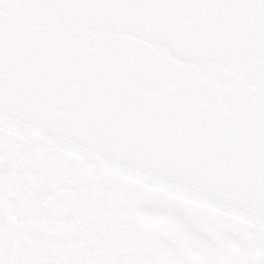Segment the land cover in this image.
<instances>
[{"label": "water", "instance_id": "water-1", "mask_svg": "<svg viewBox=\"0 0 264 264\" xmlns=\"http://www.w3.org/2000/svg\"><path fill=\"white\" fill-rule=\"evenodd\" d=\"M0 123L264 225V0H0Z\"/></svg>", "mask_w": 264, "mask_h": 264}, {"label": "flooded vegetation", "instance_id": "flooded-vegetation-1", "mask_svg": "<svg viewBox=\"0 0 264 264\" xmlns=\"http://www.w3.org/2000/svg\"><path fill=\"white\" fill-rule=\"evenodd\" d=\"M264 264V228L0 125V264Z\"/></svg>", "mask_w": 264, "mask_h": 264}, {"label": "rangeland", "instance_id": "rangeland-1", "mask_svg": "<svg viewBox=\"0 0 264 264\" xmlns=\"http://www.w3.org/2000/svg\"><path fill=\"white\" fill-rule=\"evenodd\" d=\"M8 134H9V136H10L11 138L20 137V135H17V134H15V133L11 132V131H8Z\"/></svg>", "mask_w": 264, "mask_h": 264}, {"label": "bare ground", "instance_id": "bare-ground-1", "mask_svg": "<svg viewBox=\"0 0 264 264\" xmlns=\"http://www.w3.org/2000/svg\"><path fill=\"white\" fill-rule=\"evenodd\" d=\"M15 133H17V132H15ZM17 135H20V134H18L17 133ZM256 226H258L259 228L261 227V228H264V226H262V225H259V224H255Z\"/></svg>", "mask_w": 264, "mask_h": 264}]
</instances>
